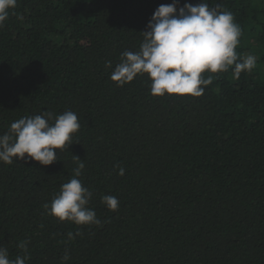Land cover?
<instances>
[{"label": "trees", "instance_id": "1", "mask_svg": "<svg viewBox=\"0 0 264 264\" xmlns=\"http://www.w3.org/2000/svg\"><path fill=\"white\" fill-rule=\"evenodd\" d=\"M172 2L17 0L10 10L0 135L43 112L73 111L81 125L51 165L27 154L0 162V247L10 259L27 241L25 264H264V0H205L233 14L238 57H257L251 72L205 71L213 81L200 97L152 96L147 75L118 87L110 75L121 54L139 51L154 11ZM73 156L100 226L44 208L73 177Z\"/></svg>", "mask_w": 264, "mask_h": 264}, {"label": "clouds", "instance_id": "2", "mask_svg": "<svg viewBox=\"0 0 264 264\" xmlns=\"http://www.w3.org/2000/svg\"><path fill=\"white\" fill-rule=\"evenodd\" d=\"M16 4L17 0H0V28ZM220 8V5L210 7L205 0L196 5L185 3L182 7L179 0L160 5L147 24V31L142 33L144 39L139 51H124L110 79L122 87L138 75H147L152 96L200 97L213 81L211 75L202 77L205 71L222 73L231 68L235 79H239L242 72H251L257 57L251 54L242 59L238 57L236 48L242 30L234 22L233 14ZM106 67H112L110 61L106 62ZM80 127L73 111L22 117L11 123L8 132L0 135V162L11 165L14 159H25L27 154L41 165H51L57 160L56 150L71 145L73 134ZM73 158L79 161L73 169V177L61 185L50 205L46 203L44 208L48 215L61 222L100 226L95 210L88 207L93 193L79 179L85 165L79 157ZM124 171L120 168L119 175H124ZM101 202L110 211L119 208V200L113 195L102 196ZM67 235L73 240L81 233L77 231L74 236L69 232ZM27 243L22 241L18 245L25 255H18L14 260L9 258L6 248L0 247V264H25L30 258ZM63 259H69L67 252Z\"/></svg>", "mask_w": 264, "mask_h": 264}]
</instances>
